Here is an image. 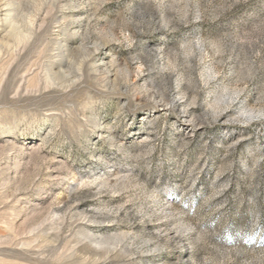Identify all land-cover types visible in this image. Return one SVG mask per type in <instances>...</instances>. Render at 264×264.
Here are the masks:
<instances>
[{"label": "rangeland", "instance_id": "374dc122", "mask_svg": "<svg viewBox=\"0 0 264 264\" xmlns=\"http://www.w3.org/2000/svg\"><path fill=\"white\" fill-rule=\"evenodd\" d=\"M0 264H264V0H0Z\"/></svg>", "mask_w": 264, "mask_h": 264}, {"label": "bare ground", "instance_id": "6f19581e", "mask_svg": "<svg viewBox=\"0 0 264 264\" xmlns=\"http://www.w3.org/2000/svg\"><path fill=\"white\" fill-rule=\"evenodd\" d=\"M13 29H18V27L17 26H15V25H12V31H13ZM17 35V34H16ZM20 39H27V36H24V35H21V34H19V35H17ZM47 76H49V78H51V75L50 74H48Z\"/></svg>", "mask_w": 264, "mask_h": 264}]
</instances>
